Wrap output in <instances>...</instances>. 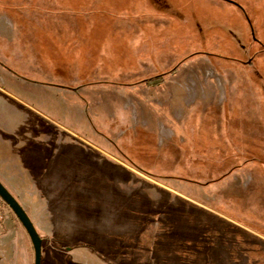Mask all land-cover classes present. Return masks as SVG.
Listing matches in <instances>:
<instances>
[{
  "label": "rangeland",
  "instance_id": "1",
  "mask_svg": "<svg viewBox=\"0 0 264 264\" xmlns=\"http://www.w3.org/2000/svg\"><path fill=\"white\" fill-rule=\"evenodd\" d=\"M0 182L41 264H264V0H0Z\"/></svg>",
  "mask_w": 264,
  "mask_h": 264
},
{
  "label": "water",
  "instance_id": "2",
  "mask_svg": "<svg viewBox=\"0 0 264 264\" xmlns=\"http://www.w3.org/2000/svg\"><path fill=\"white\" fill-rule=\"evenodd\" d=\"M0 199L11 209L28 235L34 251V264H41V238L22 206L1 182Z\"/></svg>",
  "mask_w": 264,
  "mask_h": 264
}]
</instances>
